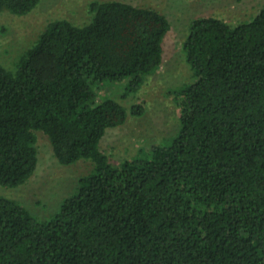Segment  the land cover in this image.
<instances>
[{"label": "trees", "instance_id": "1", "mask_svg": "<svg viewBox=\"0 0 264 264\" xmlns=\"http://www.w3.org/2000/svg\"><path fill=\"white\" fill-rule=\"evenodd\" d=\"M41 1L0 0V14ZM90 15L51 22L15 70L0 64V186L34 176L39 131L62 165L94 164L48 221L0 196V264H264V7L237 25L191 22L180 131L120 166L102 140L145 108L107 87L138 93L163 64L171 23L118 0L91 2Z\"/></svg>", "mask_w": 264, "mask_h": 264}, {"label": "rangeland", "instance_id": "2", "mask_svg": "<svg viewBox=\"0 0 264 264\" xmlns=\"http://www.w3.org/2000/svg\"><path fill=\"white\" fill-rule=\"evenodd\" d=\"M111 0H42L28 15L0 14V64L15 70L16 63L31 48L47 26L56 20L83 25L90 19V3ZM154 8L167 16L171 30L164 41V61L149 76L138 93L124 96V85L107 87L108 93L128 109L142 105L141 117L129 116L125 125L108 130L101 148L110 162L120 166L150 154L153 145L168 146L180 131L178 92L194 80L183 45L191 22L204 16L221 18L231 25L251 21L264 7V0H118ZM105 91V92H107ZM175 93V94H174ZM39 164L34 176L17 188L0 186V196L23 204L41 221L52 219L63 201L79 187L80 178L94 170L91 161L62 165L54 155L49 137L36 133ZM142 153V155H140Z\"/></svg>", "mask_w": 264, "mask_h": 264}]
</instances>
